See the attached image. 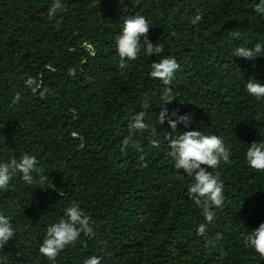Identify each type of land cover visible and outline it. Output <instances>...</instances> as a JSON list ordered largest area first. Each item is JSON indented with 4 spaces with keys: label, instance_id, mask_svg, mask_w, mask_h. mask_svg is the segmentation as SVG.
Returning a JSON list of instances; mask_svg holds the SVG:
<instances>
[{
    "label": "trees",
    "instance_id": "trees-1",
    "mask_svg": "<svg viewBox=\"0 0 264 264\" xmlns=\"http://www.w3.org/2000/svg\"><path fill=\"white\" fill-rule=\"evenodd\" d=\"M53 3L0 0V162L28 153L47 177L41 184L33 173L29 185L17 174L0 190V214L16 229L0 264H84L90 256L101 264H264L244 245L264 223V171L249 167L245 155L264 141V98L245 87L250 79L264 83V51L254 60L233 55L237 47L264 45V14L254 11L260 0H61L63 9L50 17ZM137 13L163 51H141L121 70L116 37ZM165 57L180 65L166 107L192 116L176 132L215 134L230 150L229 162L207 169L224 185L211 223L188 196L193 178L168 155L165 132L172 130L156 119L164 85L149 73ZM29 77L41 85L35 94L25 85ZM140 111L148 127L132 139L142 150L122 152ZM73 202L93 231L49 260L39 252L46 229Z\"/></svg>",
    "mask_w": 264,
    "mask_h": 264
},
{
    "label": "clouds",
    "instance_id": "clouds-1",
    "mask_svg": "<svg viewBox=\"0 0 264 264\" xmlns=\"http://www.w3.org/2000/svg\"><path fill=\"white\" fill-rule=\"evenodd\" d=\"M61 0H54L49 9V16H53L58 10L63 9ZM258 14H264V0H260L254 8ZM200 19L195 18L194 23ZM151 26L144 15L136 14L128 16L123 22V28L116 37V50L120 57L119 67L121 70L129 66V61H135L141 51L145 55L160 54L163 49L159 44H153L148 33ZM237 35H239L237 33ZM143 38V42H141ZM144 45L141 49V45ZM264 51V45L257 43L254 47H237L234 50L235 56L254 60L260 53ZM180 69L175 58L165 57L161 60L154 61L151 64L149 77L162 82L163 91L160 98L163 102L161 111L157 114L158 124H164L167 121L171 132H165L168 140L170 151L168 155L174 161V167L182 170L189 177L193 178L192 183L187 189L189 198L202 209L204 219L211 223L214 219V208H222L224 203L223 183L219 180V176L213 175L207 169H215L219 166L221 160L225 163L230 160V150L225 147L221 137L215 134H204L198 130H187L183 133H177L176 129L179 124L185 127L190 125L191 114L179 115L178 109L169 112L166 107L171 103L173 98L172 88L169 87L175 78L176 72ZM69 75H75V69H69ZM250 79L246 83V91L250 96L256 97L257 100L264 98V83L254 82ZM25 85L35 94L41 88L40 83L29 77L25 80ZM49 90L47 88L39 91L41 98H44ZM20 95L17 94L15 100L18 102ZM145 112H137L129 121L128 128L130 134L126 136L122 142L121 151H125L129 146L137 151L142 150L139 141L132 139V133L142 131L148 127L144 122ZM155 135V132H153ZM153 147L159 146V141L150 139ZM246 162L249 167L257 171H264V141L253 142L246 151ZM207 166V168L202 167ZM33 173L39 176L41 184L45 182L47 177L43 174L44 170L40 166L39 160L34 155L28 153L23 154L19 159L11 158L8 161L0 162V190L7 191L10 182L17 174L27 184L34 182ZM91 218L83 213L79 203L73 202L65 209V216L58 222L52 223L46 229V236L43 239L39 252L42 256L49 260H55L58 254L65 249L66 246L74 244L82 232L91 234L93 229L90 227ZM206 224L202 223L198 227V234L203 235L206 231ZM16 237V229L10 223V217L0 214V250L4 249L9 240ZM219 238V237H218ZM245 247L253 249L261 258H264V223H260L255 230L244 237ZM84 264H101V257L90 256L84 260Z\"/></svg>",
    "mask_w": 264,
    "mask_h": 264
}]
</instances>
